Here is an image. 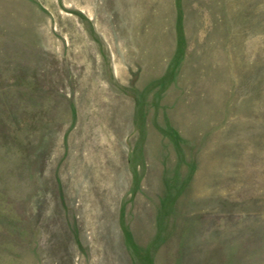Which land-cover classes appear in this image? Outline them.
Wrapping results in <instances>:
<instances>
[{
    "label": "rangeland",
    "instance_id": "obj_1",
    "mask_svg": "<svg viewBox=\"0 0 264 264\" xmlns=\"http://www.w3.org/2000/svg\"><path fill=\"white\" fill-rule=\"evenodd\" d=\"M0 264H264V0H0Z\"/></svg>",
    "mask_w": 264,
    "mask_h": 264
}]
</instances>
